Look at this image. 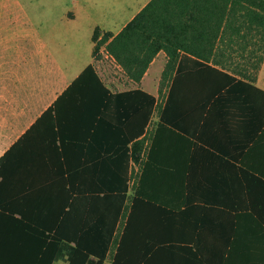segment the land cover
<instances>
[{
  "label": "crops",
  "instance_id": "crops-1",
  "mask_svg": "<svg viewBox=\"0 0 264 264\" xmlns=\"http://www.w3.org/2000/svg\"><path fill=\"white\" fill-rule=\"evenodd\" d=\"M119 1L50 0L29 15L15 0H0V264L36 263L37 225L51 222L45 219L51 210L83 227L110 212L103 194L71 191L56 119L65 144L84 153L80 160L72 151L69 162H101L95 159L104 155L101 149L122 143V117L133 112L123 106L136 107L138 95L128 93L133 90L155 98L156 107L138 138L141 159L130 161L129 189L103 264H113L121 242L118 264L264 259V61L255 82L242 79L255 90L227 86L219 101L217 94L204 107L178 108L160 122L167 91L159 99V87L151 83L161 53L165 66L163 52L138 84L107 53L117 76L93 56L95 28L116 35L150 0L142 6ZM23 40L27 44H19ZM89 65L111 94L120 95L112 107L101 108L91 127L85 109L84 118L77 114L79 104L91 103L85 86L58 100ZM109 102L103 99V105ZM135 187L180 218L164 222L140 211L139 230L121 240ZM73 247L62 242L52 264H68Z\"/></svg>",
  "mask_w": 264,
  "mask_h": 264
},
{
  "label": "trees",
  "instance_id": "trees-1",
  "mask_svg": "<svg viewBox=\"0 0 264 264\" xmlns=\"http://www.w3.org/2000/svg\"><path fill=\"white\" fill-rule=\"evenodd\" d=\"M100 32L98 27L95 28L93 42ZM104 33L106 53L136 84L140 82L157 54H165V75L170 74V79L166 89L165 112L160 115V122H163L170 111L193 107L194 104L204 107L217 94L220 95L219 101L227 86L236 88L242 84L251 91L255 90L250 83L256 81L264 61V0H150L119 33ZM96 53L97 48L94 46V57ZM82 85L86 87L84 91L90 93L91 103L86 106L84 102V105L79 104L77 114L84 118L85 109L91 117V127L98 122L97 116L101 108L112 107V101L119 99L120 95L111 94L97 76L94 67L89 65L58 100ZM161 85L162 83L159 86V95L162 92ZM128 93L136 94L138 98L136 107L127 104L123 106L132 108L133 112L122 117V143L120 147L101 149L102 152L104 150V155H100L99 159L98 156L95 158L102 160L101 162H69L72 151L78 154L80 160L84 153L82 154V149L79 151L65 144L59 116L56 119L60 154L64 160L62 164L71 191L75 194H103L107 206L111 203V210L100 215L97 222L88 227H83L71 217L63 216L60 211L51 210L45 218L51 222L37 225L35 264H52L62 242L75 244L68 264H103L129 189L130 161L138 163L141 159L143 141L138 138L144 133L151 108L156 107V99L141 90ZM121 96L125 97V93ZM103 99L111 102L103 105ZM146 108L147 116L142 117ZM78 119L80 120V116ZM82 173L86 177L83 180L87 183L84 185L83 181V187L80 178ZM115 204L117 210H112ZM140 211L164 222L177 221L180 218L178 211L146 200L140 194L139 188L135 187L121 240L139 230L135 229V225L137 213ZM121 243L113 264H118ZM232 246L235 250L236 245ZM90 256L97 258V261L89 260ZM199 260L201 264H264V259L261 258L248 261L232 258Z\"/></svg>",
  "mask_w": 264,
  "mask_h": 264
},
{
  "label": "rangeland",
  "instance_id": "rangeland-1",
  "mask_svg": "<svg viewBox=\"0 0 264 264\" xmlns=\"http://www.w3.org/2000/svg\"><path fill=\"white\" fill-rule=\"evenodd\" d=\"M44 1L48 2L50 0H15V6L18 9H20L21 12L28 13L29 15H31L32 12L36 13L37 10L41 11V10H39V8L45 4V3H42ZM60 1H65V0H60ZM115 1H119V0H115ZM132 1L135 2V0H132ZM136 1L138 2L139 6H142L145 3H147L149 0H136ZM119 2H124V1L120 0ZM52 11L54 13L55 12L57 13L59 11V6H54V9ZM2 22L3 21H0V23H2ZM104 34L105 33L103 31H101L99 33V35L97 36L96 40L93 42L94 46L97 48V53L95 54V60L99 61L100 64H102V65H106V67L108 68L110 73L114 76H117V74L112 70V67L110 66L108 59L105 57L107 42L104 40ZM12 43L16 44V42H14V38L12 40ZM19 44H27V43L23 40V41H20ZM7 56H9V58L15 57V53L10 52L9 55H7ZM162 62H163V54L161 53L155 59V62L153 65V70H155L157 72V74H156V77L154 78V82L151 83L153 86H157V87H159L160 84L162 83L161 95H163V93L166 92L167 85H168V82L170 79V74L165 75V69L167 68V64H166L167 60L165 62V66L163 68H162ZM262 75L264 77V71H263ZM124 86H122V87H124ZM127 86H129V85H127ZM161 95H160L159 99H161Z\"/></svg>",
  "mask_w": 264,
  "mask_h": 264
}]
</instances>
